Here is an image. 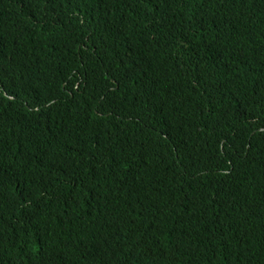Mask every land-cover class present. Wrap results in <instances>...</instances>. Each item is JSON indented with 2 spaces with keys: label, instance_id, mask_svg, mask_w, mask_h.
Returning a JSON list of instances; mask_svg holds the SVG:
<instances>
[{
  "label": "trees",
  "instance_id": "obj_1",
  "mask_svg": "<svg viewBox=\"0 0 264 264\" xmlns=\"http://www.w3.org/2000/svg\"><path fill=\"white\" fill-rule=\"evenodd\" d=\"M0 264H264V0H0Z\"/></svg>",
  "mask_w": 264,
  "mask_h": 264
}]
</instances>
